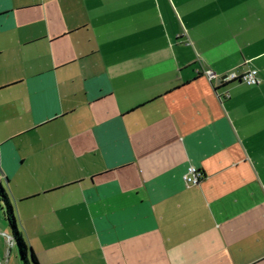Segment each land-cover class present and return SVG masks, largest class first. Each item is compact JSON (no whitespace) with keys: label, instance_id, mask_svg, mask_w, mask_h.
<instances>
[{"label":"crops","instance_id":"obj_1","mask_svg":"<svg viewBox=\"0 0 264 264\" xmlns=\"http://www.w3.org/2000/svg\"><path fill=\"white\" fill-rule=\"evenodd\" d=\"M52 126L88 264H264V0H0L7 179Z\"/></svg>","mask_w":264,"mask_h":264},{"label":"rangeland","instance_id":"obj_2","mask_svg":"<svg viewBox=\"0 0 264 264\" xmlns=\"http://www.w3.org/2000/svg\"><path fill=\"white\" fill-rule=\"evenodd\" d=\"M54 127L44 129L43 134H31L14 141L27 163L20 166L12 179L3 175L0 149V178L10 196L18 229L40 264H88L92 235L83 217H80L79 229H72L71 222L59 217L62 212L66 215V208L59 202L61 198L52 196L24 202L37 194L43 195L44 190L63 177L57 164L55 137H45ZM11 235L4 204L0 202V264H23ZM30 255L31 251L29 258Z\"/></svg>","mask_w":264,"mask_h":264},{"label":"trees","instance_id":"obj_3","mask_svg":"<svg viewBox=\"0 0 264 264\" xmlns=\"http://www.w3.org/2000/svg\"><path fill=\"white\" fill-rule=\"evenodd\" d=\"M239 82V81H236ZM219 90V89H217ZM0 202L4 204V209L6 212V218L8 220V223L11 228V237L13 240V244L17 247L19 251V256L21 259V262L23 264H40L39 260L34 253L33 249H29L23 234L19 231L18 225H17V220L14 212L13 205L11 203V199L9 194L6 192L4 189L1 178H0ZM29 251H31L32 258H29Z\"/></svg>","mask_w":264,"mask_h":264},{"label":"built area","instance_id":"obj_4","mask_svg":"<svg viewBox=\"0 0 264 264\" xmlns=\"http://www.w3.org/2000/svg\"><path fill=\"white\" fill-rule=\"evenodd\" d=\"M207 77L210 81H217L218 77L212 72L207 71L206 72ZM239 81L241 83L246 84L247 86H256L260 84L259 79V71L257 69H249L241 76H238L236 74H231L229 76H226L224 78L219 79V82L222 83H229V82H236ZM220 96V95H219ZM225 95H221V97H224ZM228 96V95H226ZM204 178V174L202 171L198 170L195 167H190L187 171V173L183 176V180L187 186H197L201 183V181Z\"/></svg>","mask_w":264,"mask_h":264},{"label":"water","instance_id":"obj_5","mask_svg":"<svg viewBox=\"0 0 264 264\" xmlns=\"http://www.w3.org/2000/svg\"><path fill=\"white\" fill-rule=\"evenodd\" d=\"M30 258H32V254L30 255Z\"/></svg>","mask_w":264,"mask_h":264}]
</instances>
